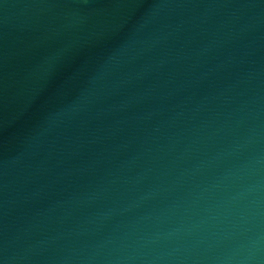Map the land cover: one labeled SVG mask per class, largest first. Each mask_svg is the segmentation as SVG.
Listing matches in <instances>:
<instances>
[{
	"label": "water",
	"instance_id": "1",
	"mask_svg": "<svg viewBox=\"0 0 264 264\" xmlns=\"http://www.w3.org/2000/svg\"><path fill=\"white\" fill-rule=\"evenodd\" d=\"M0 264H264V0H0Z\"/></svg>",
	"mask_w": 264,
	"mask_h": 264
}]
</instances>
